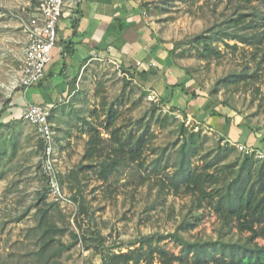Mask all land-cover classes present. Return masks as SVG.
Listing matches in <instances>:
<instances>
[{"label":"rangeland","instance_id":"obj_1","mask_svg":"<svg viewBox=\"0 0 264 264\" xmlns=\"http://www.w3.org/2000/svg\"><path fill=\"white\" fill-rule=\"evenodd\" d=\"M139 1L159 40L174 49L170 56L175 64L185 73L188 70L197 93L206 94L216 106L234 111L248 123L264 126V62L254 76L231 83L242 70L252 73L253 55L260 53L255 46L232 37V33L252 32V28H247L250 23L259 24L263 12L260 3ZM38 2L0 0V108L5 107L0 116V264H101V254L108 250L127 251L141 242L168 251L153 264H193L190 257L176 260L174 257L181 255L180 245L171 237H162L177 230L190 241L217 239L220 223L213 209L204 205L194 210L187 196L160 190L154 175L136 163L122 166L108 180L100 181L98 168L89 167L82 160L87 121L100 127L104 137H108L100 125L112 106L117 117L110 127L136 135L140 129L138 121L148 120L153 111L148 99L152 87L143 77L113 60L88 62L75 92L52 113L56 168L65 199H55L48 193L47 178L40 166L43 149L40 134L18 110H10L8 102L4 104L11 99L12 72L23 57L22 23ZM238 19L240 26L234 24ZM198 36L209 38L219 53L201 54ZM172 89L171 102L184 106L186 101L177 100L180 85ZM157 105L155 113L173 116L162 110L166 106L162 101ZM173 118L162 128L152 122L146 135L156 154L163 151L165 155L171 154V159L177 147L176 126L182 122ZM187 127L191 131L202 129ZM202 135L206 136L204 151L212 149L221 137L203 129ZM156 154L149 153L146 157L151 159ZM239 154L235 150L228 160ZM192 162L201 163L199 158H193ZM246 235L243 233L242 237ZM227 238L237 239L238 235L234 232ZM257 241L264 243L263 238Z\"/></svg>","mask_w":264,"mask_h":264},{"label":"trees","instance_id":"obj_2","mask_svg":"<svg viewBox=\"0 0 264 264\" xmlns=\"http://www.w3.org/2000/svg\"><path fill=\"white\" fill-rule=\"evenodd\" d=\"M257 1L263 8L259 24L250 23L247 28H252V32L232 33V37L255 46L260 53L253 55L255 64L251 68L252 73L240 71L236 74L238 78L231 81L233 84L239 83L242 77L257 74L264 62V0ZM234 24L240 26V20ZM197 38L202 44L201 54L219 53L209 38ZM173 50L170 49L168 53L171 55ZM137 74L142 77L144 73ZM196 94L192 92V96ZM7 102L9 100L4 104L7 105ZM151 107L153 111L149 119L138 121L140 129L136 135L132 131L123 133L119 127H110L117 117L112 106L106 111L105 122L100 125L109 134L108 137H104L100 127L87 121V140L82 160L87 161L89 167L98 168L100 181L108 180L120 167L136 163L137 167L148 169L154 175V182L160 190H168L176 196H187L194 210L198 211L204 205L214 210L220 223L219 237L215 240L190 241L177 230L163 235L162 238L171 237L180 245L181 255L174 257L176 260L190 257L193 264H264V243L257 241L264 239V158L239 154L228 160L236 148L223 137L218 138L212 149L204 151L206 136L202 135V129L191 131L180 122L176 126L178 137L174 144L177 147L171 162V154L165 155L163 151L156 154L155 149L150 148L146 135L152 122L162 128L167 126L168 119L174 118L155 113L159 108L155 103L151 102ZM4 110L5 107L0 108V116ZM149 153L156 155L147 159ZM193 158H199L200 165L193 164ZM149 178H152L151 175ZM194 225L192 223L190 226ZM234 232L238 235L237 239L227 238ZM243 233L247 235L242 237ZM167 254L168 251L162 247L141 242L127 251L108 250L101 254V264H153L158 256Z\"/></svg>","mask_w":264,"mask_h":264},{"label":"crops","instance_id":"obj_3","mask_svg":"<svg viewBox=\"0 0 264 264\" xmlns=\"http://www.w3.org/2000/svg\"><path fill=\"white\" fill-rule=\"evenodd\" d=\"M57 32L51 62L37 85L14 88L23 57L14 67L11 78L14 89L8 104L20 116L27 103H34L49 106L51 119L56 107L75 92L88 62L109 59L127 71L143 72L142 77L152 87L150 91L160 101L188 114L203 130H210L232 144L241 143L264 152V126L248 123L234 111L216 106L206 94L197 93L190 77L168 53L171 48L159 40L139 0H65ZM24 35L23 56L27 41L25 32ZM137 61L140 65H136ZM175 83L180 85L177 100L186 101L184 106L171 102Z\"/></svg>","mask_w":264,"mask_h":264},{"label":"built area","instance_id":"obj_4","mask_svg":"<svg viewBox=\"0 0 264 264\" xmlns=\"http://www.w3.org/2000/svg\"><path fill=\"white\" fill-rule=\"evenodd\" d=\"M65 0H39L28 20L23 23V31L26 33L27 41L23 59L19 65L18 75L14 81V88L27 89L37 85L45 75V68L51 62V51L58 39L57 24L63 13ZM114 63H118L113 60ZM140 61L136 65H140ZM149 101L159 104L160 99L154 92L149 93ZM164 112L173 114L179 118L184 125L198 129L193 119L184 114L180 109H170L162 106ZM51 108L34 103H27L21 112V117L33 124L42 139L43 149L40 158L42 173L48 182V193L55 199H65L62 187L58 179L56 168L57 150L54 138L53 123L50 121ZM210 131V130H209ZM241 155H254L256 158H264V152L241 143L233 144Z\"/></svg>","mask_w":264,"mask_h":264}]
</instances>
